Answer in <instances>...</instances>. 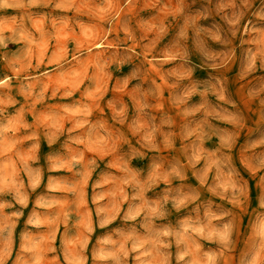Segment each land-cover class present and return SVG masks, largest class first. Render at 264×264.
I'll list each match as a JSON object with an SVG mask.
<instances>
[{"label": "rangeland", "instance_id": "rangeland-1", "mask_svg": "<svg viewBox=\"0 0 264 264\" xmlns=\"http://www.w3.org/2000/svg\"><path fill=\"white\" fill-rule=\"evenodd\" d=\"M0 264H264V0H0Z\"/></svg>", "mask_w": 264, "mask_h": 264}]
</instances>
